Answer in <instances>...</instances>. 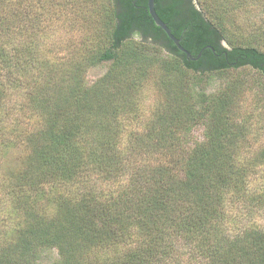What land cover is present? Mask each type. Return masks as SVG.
<instances>
[{
  "label": "trees",
  "instance_id": "trees-1",
  "mask_svg": "<svg viewBox=\"0 0 264 264\" xmlns=\"http://www.w3.org/2000/svg\"><path fill=\"white\" fill-rule=\"evenodd\" d=\"M155 6L198 59L154 22L148 0H0V154L23 151L0 180L21 222L0 241V264H37L47 247L58 250L54 264H264V229H230L239 204L264 212V182L251 186L264 144L249 152L233 111L243 85L206 94L186 80L190 71L197 83L240 67L264 73V22L239 18L262 16L264 0ZM79 16L96 40L62 71L42 22ZM102 62L107 72L88 84L87 68ZM152 73L164 101L126 139ZM24 109L35 125L18 117ZM200 124L204 139L189 146Z\"/></svg>",
  "mask_w": 264,
  "mask_h": 264
},
{
  "label": "rangeland",
  "instance_id": "rangeland-1",
  "mask_svg": "<svg viewBox=\"0 0 264 264\" xmlns=\"http://www.w3.org/2000/svg\"><path fill=\"white\" fill-rule=\"evenodd\" d=\"M57 2L59 0H56ZM93 1V0H91ZM97 2V0H96ZM99 2V0H98ZM51 7L50 5H48ZM58 10V6H56ZM258 11V10H256ZM70 15L73 13L70 7L65 11ZM242 14V13H241ZM255 15V13L242 14L239 18L240 21H257L256 23L264 22V14ZM75 15H71L74 17ZM258 16L259 20H258ZM43 25L49 24L51 27V36L46 40V43L50 49H55V57L60 70L67 71L70 68L71 61L85 53L83 46L85 42H91L96 40L89 36V30L83 26L85 20L79 16L77 19H55L48 22L46 19L42 22ZM237 24V22H233ZM238 32L239 30H235ZM131 38L136 40H148L139 35H133ZM43 41V47L46 45ZM227 46V41H223ZM93 46V44H87ZM163 58H170L168 51L165 49L161 51ZM110 66V62H102L87 68L85 73V79L88 84H93L99 77L104 75ZM204 76V75H203ZM142 85L138 89V104L141 113H138L136 119L132 122L124 132V138H128L130 135V129H137L139 131L144 129V123L152 114V111L157 110L161 103L164 101V94L159 84L158 73L150 74L144 78ZM187 82L195 88V91H204L206 94L212 92H218L225 89V86L230 82H237L243 85L244 89L242 95L237 99V103L233 106V111L236 114V118L241 123H245L248 127V137L251 140V146L249 152L254 153L264 144V73L253 69L251 67H240L235 70H230L224 73H216L215 76L208 77L206 80L196 82V78H192L191 71L188 73ZM194 81V82H193ZM18 112V110H16ZM233 113V114H234ZM21 121L28 126L36 124V118L24 109L18 115ZM11 123V122H10ZM204 126L202 124L194 127L190 134L189 146L193 145L196 141H202L204 139ZM22 149L9 148L5 154H0V180L5 176L4 173H8L10 169L16 167L18 160L22 156ZM264 169L260 171V174L256 176L251 186L262 184L263 178L259 177L264 175ZM0 190V241L9 242V236L13 235L15 230L20 227V215L12 214V204L10 197L5 196ZM255 226L264 229V212L260 210H252L245 207L242 204L234 207L230 211V229L231 233H236L244 229V227ZM7 239V240H4ZM1 242V243H2ZM40 258L37 264H54L59 259L58 250L56 248L47 247L42 248L40 251Z\"/></svg>",
  "mask_w": 264,
  "mask_h": 264
},
{
  "label": "water",
  "instance_id": "water-1",
  "mask_svg": "<svg viewBox=\"0 0 264 264\" xmlns=\"http://www.w3.org/2000/svg\"><path fill=\"white\" fill-rule=\"evenodd\" d=\"M155 2L156 0H148V9H149V13L151 15V17L153 18L154 22L160 26L165 32L166 34L169 36V38L176 44V46L181 50L183 51L184 53H186L187 57L191 60H196L198 59L201 54H202V51H200L198 53L197 56H193L191 54L190 51H188L182 44H181V39L178 38L171 30V28L167 25V23L159 16L157 10H156V6H155ZM206 47H209L206 46ZM205 48V47H204ZM203 48V49H204ZM202 49V50H203Z\"/></svg>",
  "mask_w": 264,
  "mask_h": 264
}]
</instances>
